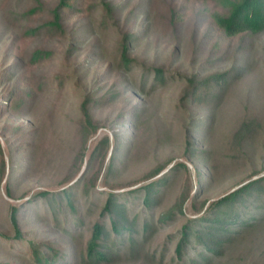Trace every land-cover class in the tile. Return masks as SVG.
Here are the masks:
<instances>
[{"label":"rangeland","instance_id":"rangeland-1","mask_svg":"<svg viewBox=\"0 0 264 264\" xmlns=\"http://www.w3.org/2000/svg\"><path fill=\"white\" fill-rule=\"evenodd\" d=\"M101 1L75 0L60 32L48 25L60 0H0V264H38L35 249L53 264H94L83 254L110 192L105 175L116 140L123 147L115 149L110 185L128 191L174 170L163 207L187 191L183 210L191 218L264 176V31L228 36L217 22L239 0H105L116 6L114 25L103 18ZM128 33H135L131 57L141 64L131 71L120 67V42ZM37 51L42 56L33 61ZM144 65L163 70L165 83L152 88L149 76L141 90ZM232 69L213 104H182L189 80L202 83ZM88 96L99 130L85 141L81 106ZM106 135L111 148L102 165L97 146ZM187 137L202 156L209 154L208 162L188 158ZM162 165L156 178L144 181ZM102 166L92 196L84 187ZM79 178L75 209L63 197H38ZM204 200L196 214L193 202ZM181 223L160 227L137 257L127 251L116 264H173L175 243L165 253L163 243ZM214 264H264V223Z\"/></svg>","mask_w":264,"mask_h":264},{"label":"trees","instance_id":"trees-1","mask_svg":"<svg viewBox=\"0 0 264 264\" xmlns=\"http://www.w3.org/2000/svg\"><path fill=\"white\" fill-rule=\"evenodd\" d=\"M101 2L104 11L103 18L111 20L114 25L116 6L107 3L105 0ZM75 6V0H60L59 5L51 11L52 20L48 25L61 32L64 13L71 12L75 9ZM33 11L35 9L30 12ZM217 22L228 36L263 32L264 0H239L232 5L227 15L217 17ZM134 37L135 33H128L123 34L121 38L120 67L125 71H131L136 64L141 67V64L132 58L130 54L131 41ZM72 49L73 45L68 48V53ZM38 56H42L41 51L34 53L33 61L35 57L39 58ZM235 71L236 69H232L226 74L211 75L202 83L189 80V84L181 96L182 104L185 102H191L195 105L201 103L213 104V98H219L226 89V86L221 87L220 85L230 83L231 74ZM149 76H154L151 84L152 88H155L159 83H165L167 78L163 70L148 68L144 65L140 81L141 90L146 88ZM218 78L221 79L220 84L217 83ZM92 102V98L88 96L81 106L83 114L82 132L84 131L85 141L99 130L98 126L95 125L93 116L90 114ZM97 147L102 148L104 151L102 164L104 165L111 148L110 137L108 135L104 136ZM116 147L119 149L123 146L116 140L111 152L104 184L110 189V192H104L106 199L100 216L93 225L91 236L83 254L84 261L94 264H116L123 253L127 251L132 253L135 258L137 257L135 253L142 250L153 233L158 231L160 227L171 225L179 220L182 221L179 229L174 234L168 235L163 243L164 253L166 250H170L169 244L174 242L173 264H214L226 255L227 251L242 235L250 233L264 223V176L251 180L235 191L210 203L202 215L191 218L187 217L183 210L185 203L190 199L187 191H184L172 206L163 207V200L173 177L171 173L174 170L170 174L162 175L146 185L117 192L125 186H112L109 181L112 170L115 169V154L118 150L115 152ZM185 150L186 155L190 156L188 157L190 160H194L196 156L205 159L206 162L209 160V154L202 156L189 137L185 141ZM179 166L186 167L184 164ZM103 167L97 172L95 178L84 187L86 191L91 192L92 196L96 191ZM165 168L166 165L156 168L145 177L144 181L156 178ZM86 171L87 168L81 178ZM81 178L61 191L56 193L44 191L38 197L43 200H47L49 196L63 197L69 207L75 209L72 195L85 177ZM129 201L130 203H128ZM207 203V200L201 203L194 201L195 213H201ZM138 208L140 209L137 211ZM17 211L18 208H12L11 221L17 236L20 237ZM158 212L159 216L157 217ZM33 255L38 264H53L55 262L52 258L45 257V254H42L38 249L33 251Z\"/></svg>","mask_w":264,"mask_h":264}]
</instances>
